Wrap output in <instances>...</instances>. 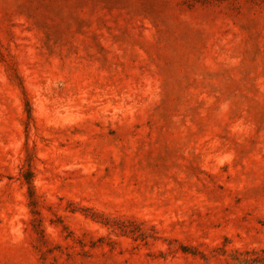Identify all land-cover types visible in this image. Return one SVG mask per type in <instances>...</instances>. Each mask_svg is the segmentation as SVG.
I'll return each instance as SVG.
<instances>
[{"label": "rangeland", "instance_id": "obj_1", "mask_svg": "<svg viewBox=\"0 0 264 264\" xmlns=\"http://www.w3.org/2000/svg\"><path fill=\"white\" fill-rule=\"evenodd\" d=\"M0 264H264V0H0Z\"/></svg>", "mask_w": 264, "mask_h": 264}]
</instances>
